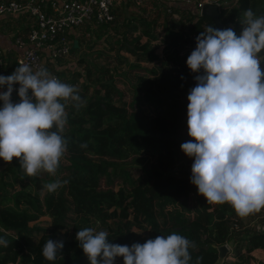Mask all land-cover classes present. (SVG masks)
I'll return each instance as SVG.
<instances>
[{
  "label": "trees",
  "instance_id": "obj_1",
  "mask_svg": "<svg viewBox=\"0 0 264 264\" xmlns=\"http://www.w3.org/2000/svg\"><path fill=\"white\" fill-rule=\"evenodd\" d=\"M211 2L219 5L222 30L232 27L238 35L246 10L251 8L257 16L264 15L261 0ZM161 13L151 22L139 16L136 25L127 22L124 26L118 21L121 15L127 21L134 17L118 12L107 23L115 39L120 38L119 49L133 56L130 67L138 68L134 66L145 62L156 63L159 69H146L149 74L139 75L131 83L128 90L135 97L131 105L126 102L127 92L116 83V77L122 74L117 73V67H96L83 58L78 60L85 64L83 72L72 73L70 79L63 69L55 71L62 82L74 86L79 77L84 79L78 88L84 105L79 110L71 104L66 107L69 115L64 132L70 146L77 145L81 153L66 151L55 177L45 172L44 179L27 175L20 179L11 172L12 180L7 182L4 175L14 169L11 164L0 173V210L13 217L0 214V237L9 242L7 247L0 246V264H90L76 239L77 232L84 228L107 231L109 243L128 246L143 244L158 235L180 234L196 244L190 249L191 264H196L198 257L214 264L215 247L223 243L232 245L230 257L240 264L252 258L254 250H264L261 224L250 227L243 221L264 209L241 217L229 203H208L190 182L193 158L181 149V144L194 139L188 135V94L196 85L194 77L201 74L187 66L189 56L183 51L196 46L192 35L213 25L208 17L186 6L163 5ZM159 16L163 37L153 32ZM142 36L147 38L145 42ZM159 38L167 45L162 58L148 41ZM258 55L263 69L264 50ZM117 61L126 64L127 58L119 55ZM14 68L4 60L0 75H10ZM122 76V83H127V77ZM84 143L87 148L80 147ZM24 178L35 188H27ZM57 179L68 183L48 192L44 186ZM18 183L20 188L11 196L3 194L4 187L13 189ZM40 190L45 193L41 195ZM41 216L51 219L47 226L29 225ZM69 223L73 235L59 239ZM48 239L64 243L55 261L42 255ZM115 264H124L123 257H117Z\"/></svg>",
  "mask_w": 264,
  "mask_h": 264
},
{
  "label": "clouds",
  "instance_id": "obj_2",
  "mask_svg": "<svg viewBox=\"0 0 264 264\" xmlns=\"http://www.w3.org/2000/svg\"><path fill=\"white\" fill-rule=\"evenodd\" d=\"M243 15L239 35L232 27L207 26L196 37L187 59L191 71L201 73L188 94V135L194 139L181 144L193 158L190 182L198 193L210 204H231L241 217L264 209V71L258 55L264 50V15L251 8ZM16 84L20 101L13 103ZM5 85L7 91L0 92V158L7 163L18 158L29 177L41 172L56 176L67 151L66 107L84 105L78 86L28 64L0 75V88ZM67 183L57 179L44 188L52 193ZM76 239L90 264H115L117 257L124 264H191L190 249L196 248L176 233L128 246L109 243L107 231L84 228ZM8 243L0 237V246ZM63 248L62 241L48 239L42 255L55 261Z\"/></svg>",
  "mask_w": 264,
  "mask_h": 264
},
{
  "label": "built area",
  "instance_id": "obj_3",
  "mask_svg": "<svg viewBox=\"0 0 264 264\" xmlns=\"http://www.w3.org/2000/svg\"><path fill=\"white\" fill-rule=\"evenodd\" d=\"M144 0H7L0 3V18L6 14H27L34 25L28 33L14 38V44L21 50L16 58L15 68L28 64L34 70L46 68L52 75L59 68L58 61L69 56L71 49L70 36H75L89 23L107 24L114 20L115 12L123 6L142 7ZM185 6L194 13L200 14L205 3L211 0H186ZM84 36L90 37L88 31ZM198 35H192L196 41ZM4 57L0 51V68ZM14 68V70H15ZM264 71V69H261ZM11 75V74H10ZM8 76V75H7ZM19 84L14 85L13 103L20 101ZM7 91V85L0 92ZM3 101H0V107Z\"/></svg>",
  "mask_w": 264,
  "mask_h": 264
},
{
  "label": "rangeland",
  "instance_id": "obj_4",
  "mask_svg": "<svg viewBox=\"0 0 264 264\" xmlns=\"http://www.w3.org/2000/svg\"><path fill=\"white\" fill-rule=\"evenodd\" d=\"M186 0H144L142 7L139 8H134L132 7V9L128 8V11L132 15V17H134L133 19H130L127 21V19H125V17L123 15H121L118 19V21L120 23H122L124 26L127 24V22L130 25H136V18L139 16L144 17L145 19H147L149 22H151L152 20H154V18H156L158 16V14L160 13V15L162 16L161 10L163 8V5H170V6H184V2ZM194 1V0H191ZM121 11V10H120ZM118 13V12H117ZM116 12L114 13L115 16L117 14ZM124 14V13H122ZM160 18L158 21V24H154L153 25V32L155 33V35H158L160 37H163L164 31H163V25L161 24L162 21V17H158ZM110 24H96V23H89L88 25H85L82 31H79L75 36L71 35L70 36V42H71V49L73 50V53H69V56L67 58H65L64 60L61 61V64L59 65L60 69H63L64 71H66V78L70 79L72 73L75 72H79L82 71L85 68V64H79V59H85L87 60L89 63L95 64L96 67H100V66H104L107 67L109 69H112V67H117V73H122L120 74V76L116 77V83H118L122 89L124 91H126V102L128 105H131V102L133 101L134 97V92L133 91H129L128 89L131 87V83H134L136 80V77L139 75H147L149 74L148 71H146V69L148 70H155L158 69V66L156 63H145V62H141L139 63V66H134V67H138V68H133L130 67V63H134V58L133 56L128 53L124 48L119 49V45L118 42L120 41V38H116L115 35L112 34V30L109 27ZM107 26V27H106ZM124 30H129V27H125ZM88 31L90 33V37L84 36L83 32ZM242 30H240L241 32ZM239 32V34H240ZM83 34V35H82ZM100 35V37H99ZM137 36L138 33H135L134 36ZM96 36H98L99 38L97 39ZM133 37V36H129V39ZM142 42L146 41V37L142 36L141 37ZM76 41V42H74ZM150 46L155 48V53L159 56V58L164 57L165 54V48L167 47V45L165 44V42L159 38V40H155V39H150L148 40ZM196 47V46H195ZM195 47L192 46H188L184 51L183 54L184 55H188L190 56L191 52L195 49ZM172 49V48H170ZM124 56L127 58V62L126 64H122L119 65L118 61H117V56ZM262 64V61H261ZM120 66V67H118ZM263 66V65H262ZM264 69V67H263ZM159 70V69H158ZM125 75L128 79V82L123 84L122 80H123V76ZM84 79L82 77H79L75 86H78V88H80L81 83H83ZM121 81V82H119ZM73 153V154H78L81 153V149H79V147L77 145H75L74 147L70 146V142L68 141L67 144V153ZM62 161H64V159H61ZM0 164L2 166H4L3 168L0 169V173L5 171L6 169H8V165H13L14 169L7 171V173H5L4 175V181L7 180V182H10L12 180V176L13 174L11 172H13L14 174L20 176L19 178L21 179L22 176H26L25 172L20 168V161L18 158L13 159V161L11 163H7L5 162L2 158H0ZM14 170V171H13ZM17 172H16V171ZM52 176V175H51ZM37 178L40 179H44L45 176V172H41L38 176H35ZM55 177V176H53ZM60 178V176H59ZM28 181H30L28 178H24L23 183L28 184L29 189H34V186H31ZM15 187H13V189H9L8 187H4V192L3 194L5 196H11V194L13 193V190H17L18 188H20L19 183L14 185ZM41 195H43L45 193V190H40ZM8 208H11V203L7 202L6 203ZM261 212V211H260ZM259 212V213H260ZM263 213H261L260 215L256 216L258 222H263V226H264V211H262ZM0 214L3 216H8L10 218H13L12 216H10L8 213L3 212L0 210ZM254 217V216H251ZM255 218V217H254ZM254 218H244V224L245 226H252L255 225V221H251V219ZM51 221V219L48 216H44V217H39L37 220L35 221H31L29 222V225H38L40 227H45L48 225V223ZM251 221V222H250ZM69 221H67L68 223ZM250 224V225H249ZM262 228V227H261ZM260 230H264V227ZM64 233H61L59 235V239H64V238H69L73 235V225H71L70 223L68 224L66 229H63ZM227 245L232 248V245L230 243H227ZM252 255V254H251ZM255 259V261H254ZM245 263L242 262V264H258V258H248L247 260H244ZM224 263L226 264H240L239 260L237 258H232L229 256H227V258L225 259ZM201 264H207L205 263V260L201 261Z\"/></svg>",
  "mask_w": 264,
  "mask_h": 264
},
{
  "label": "crops",
  "instance_id": "obj_5",
  "mask_svg": "<svg viewBox=\"0 0 264 264\" xmlns=\"http://www.w3.org/2000/svg\"><path fill=\"white\" fill-rule=\"evenodd\" d=\"M7 0H0V3ZM264 4V0H261ZM128 8L132 9L131 6H128ZM121 10V11H120ZM190 10V9H189ZM117 12L124 13L126 15L131 14L127 6H123L121 9H118ZM34 25L32 19L27 14H6L1 16L0 18V51L3 54L4 60L9 61V67L15 66L16 64V58L20 54L21 50L16 47L14 44V38L17 36L23 37L25 35H21L23 33H28L30 28ZM76 42V41H74ZM8 68V67H5ZM4 68V69H5ZM12 74V73H11ZM1 165V164H0ZM7 181V180H6ZM263 213L262 211L256 216ZM255 216L254 219H251V221H255V225H260L263 228V222H258L257 217ZM262 216V215H260ZM250 221V222H251ZM250 225V224H249ZM254 226V225H252ZM250 226V227H252ZM261 228V229H262ZM264 231V230H262ZM252 254V255H251ZM250 256L252 258H258L257 263L258 264H264V250L262 249H256L253 252H251ZM255 261V259H254ZM255 264V263H253Z\"/></svg>",
  "mask_w": 264,
  "mask_h": 264
},
{
  "label": "water",
  "instance_id": "obj_6",
  "mask_svg": "<svg viewBox=\"0 0 264 264\" xmlns=\"http://www.w3.org/2000/svg\"><path fill=\"white\" fill-rule=\"evenodd\" d=\"M219 14V5L216 3H205L200 10V15L208 17L215 28L222 30L223 27ZM52 130L55 131V126ZM3 167L4 166L0 165V169ZM215 249L217 251V259L214 264H224L225 259L230 255L231 248L227 245V243H223L216 246Z\"/></svg>",
  "mask_w": 264,
  "mask_h": 264
}]
</instances>
